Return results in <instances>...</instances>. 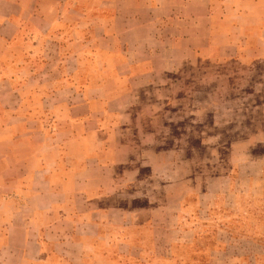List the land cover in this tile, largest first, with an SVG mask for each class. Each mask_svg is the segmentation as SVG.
Masks as SVG:
<instances>
[{
	"label": "crops",
	"instance_id": "0c3cea01",
	"mask_svg": "<svg viewBox=\"0 0 264 264\" xmlns=\"http://www.w3.org/2000/svg\"><path fill=\"white\" fill-rule=\"evenodd\" d=\"M222 14L220 0H0L4 256L20 264H264V236H210L192 225L190 208L206 203L168 184L161 156L141 151L157 141L160 104L180 97L190 111V98L213 96L201 85L209 75L195 69L245 58L242 40L220 31ZM261 77L230 86L250 103L252 135L255 122L264 128Z\"/></svg>",
	"mask_w": 264,
	"mask_h": 264
},
{
	"label": "rangeland",
	"instance_id": "374dc122",
	"mask_svg": "<svg viewBox=\"0 0 264 264\" xmlns=\"http://www.w3.org/2000/svg\"><path fill=\"white\" fill-rule=\"evenodd\" d=\"M220 3L223 12L220 31L232 32L242 40L246 47L241 57L246 54L245 58L241 62L224 59L215 67L203 65L195 69L209 75L201 80V85L216 89L211 93L213 96L190 98V105L187 102L185 107L190 111H182L180 97L173 98L172 107L160 104L151 130L157 141L141 147V151L161 156L157 168L166 172L168 184H184L191 201L206 203L198 211L190 208L192 225L204 226V232L210 236L215 233L264 236V128L255 122L259 128L254 130L256 136L250 137L253 135L247 131V122L255 117L246 110L250 103L237 101L230 91L231 85L234 90L241 89L249 83L248 78L260 73L262 77L256 80L262 82L260 95L264 93V0H220ZM226 10L232 14L228 15ZM219 43L222 46L225 40L219 39ZM225 51L223 48L222 56L227 54ZM258 118L264 124V119ZM19 242L15 237V250ZM2 247L0 241V264H20L19 257L4 256Z\"/></svg>",
	"mask_w": 264,
	"mask_h": 264
}]
</instances>
